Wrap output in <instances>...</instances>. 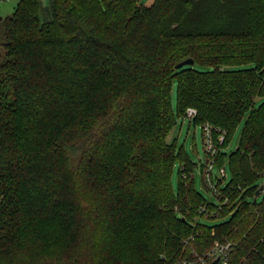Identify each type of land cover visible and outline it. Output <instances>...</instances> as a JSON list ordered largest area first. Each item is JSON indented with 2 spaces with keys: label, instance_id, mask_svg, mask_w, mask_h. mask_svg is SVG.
Returning a JSON list of instances; mask_svg holds the SVG:
<instances>
[{
  "label": "trees",
  "instance_id": "trees-1",
  "mask_svg": "<svg viewBox=\"0 0 264 264\" xmlns=\"http://www.w3.org/2000/svg\"><path fill=\"white\" fill-rule=\"evenodd\" d=\"M147 1L20 0L2 20L0 264H176L226 243L230 264H264V0ZM190 108L228 162L219 203L167 142Z\"/></svg>",
  "mask_w": 264,
  "mask_h": 264
},
{
  "label": "rangeland",
  "instance_id": "rangeland-1",
  "mask_svg": "<svg viewBox=\"0 0 264 264\" xmlns=\"http://www.w3.org/2000/svg\"><path fill=\"white\" fill-rule=\"evenodd\" d=\"M19 1L20 0H0V19H6L8 17H11ZM153 1L154 0H148L146 2V5L150 6L151 4H153ZM5 42L6 39L4 36V25H3V21H0V44H3ZM263 100L264 99H258L256 101V104L259 106V104ZM173 105L174 107H176L177 105L176 90L173 94ZM242 130H243V123L236 130L234 138L229 144V147L224 150V152L227 153L228 155L230 154V152L237 149L241 138ZM167 142L169 144L176 142L179 147H184L191 160L197 164L194 173L197 189L201 191L202 194H204L207 200L214 203H219L218 198L213 194V191L206 188L205 183L203 181V174L201 168L203 164L206 165L210 160V157L208 155L205 146L203 128L201 126L195 127L193 124H191V120L186 117L184 119L179 120L176 126L171 130V132L167 137ZM225 168H226L227 176L225 179H223L224 184L228 183L231 180V173L228 166V162H226ZM178 170H179V163L176 164L175 172L172 178L175 189H177L178 186ZM214 175L220 177L219 169L217 168L214 169ZM204 177H205V172H204ZM222 221L223 219H216V220H211L208 218L200 219L201 223L209 224V225H215Z\"/></svg>",
  "mask_w": 264,
  "mask_h": 264
},
{
  "label": "built area",
  "instance_id": "built-area-1",
  "mask_svg": "<svg viewBox=\"0 0 264 264\" xmlns=\"http://www.w3.org/2000/svg\"><path fill=\"white\" fill-rule=\"evenodd\" d=\"M197 116V111L195 109H188L187 111V118L193 121ZM203 133H204V141L206 150L211 157L208 166L206 168L205 172V183L209 190L213 191V194L216 197L221 196V191L217 187V185L213 182V172H214V158L218 154V147L215 144L214 138H213V128L210 125H205L203 127ZM220 143L222 144L224 142V137L219 138ZM219 175L222 179H225L227 174L225 170H220ZM205 210V209H204ZM192 258L190 259H183L179 261L176 264H212L214 261L219 259L218 264H230L231 263V255L233 251V244L232 243H226V244H216L215 247L204 253L203 255H199L195 249L192 247Z\"/></svg>",
  "mask_w": 264,
  "mask_h": 264
},
{
  "label": "water",
  "instance_id": "water-1",
  "mask_svg": "<svg viewBox=\"0 0 264 264\" xmlns=\"http://www.w3.org/2000/svg\"><path fill=\"white\" fill-rule=\"evenodd\" d=\"M194 64H195L194 61L191 60V59H189V60H186V61L180 63L176 68L177 69H181V68H183L185 66H193ZM262 190H263V188H261V191ZM258 194H260V193L258 192ZM218 262H219V259H217L216 261H214L212 264H218Z\"/></svg>",
  "mask_w": 264,
  "mask_h": 264
},
{
  "label": "crops",
  "instance_id": "crops-1",
  "mask_svg": "<svg viewBox=\"0 0 264 264\" xmlns=\"http://www.w3.org/2000/svg\"><path fill=\"white\" fill-rule=\"evenodd\" d=\"M3 19H0V21H2Z\"/></svg>",
  "mask_w": 264,
  "mask_h": 264
}]
</instances>
